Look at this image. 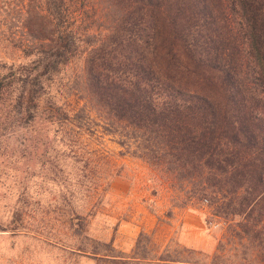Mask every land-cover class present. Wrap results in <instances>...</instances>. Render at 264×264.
Here are the masks:
<instances>
[{"label":"trees","instance_id":"trees-1","mask_svg":"<svg viewBox=\"0 0 264 264\" xmlns=\"http://www.w3.org/2000/svg\"><path fill=\"white\" fill-rule=\"evenodd\" d=\"M102 136L225 235L127 255L69 210L43 242L63 264H264V0H0V145L82 160Z\"/></svg>","mask_w":264,"mask_h":264},{"label":"rangeland","instance_id":"rangeland-1","mask_svg":"<svg viewBox=\"0 0 264 264\" xmlns=\"http://www.w3.org/2000/svg\"><path fill=\"white\" fill-rule=\"evenodd\" d=\"M87 141L81 160L57 145L47 151H23L12 139L3 140L0 264H63V253L43 242H53L65 232L59 220L69 210L90 214L89 234L127 255L151 226L160 244L172 239L184 246L203 234L207 249L196 250L207 257L214 254L226 226L207 224L208 207L186 206L176 203L171 193H156L149 166L121 155L111 137ZM94 184L98 188L93 189Z\"/></svg>","mask_w":264,"mask_h":264},{"label":"crops","instance_id":"crops-1","mask_svg":"<svg viewBox=\"0 0 264 264\" xmlns=\"http://www.w3.org/2000/svg\"><path fill=\"white\" fill-rule=\"evenodd\" d=\"M148 231H143V232H145V233H153L154 232V227H150V228H148L147 229ZM151 230V231H150ZM172 240V239H171ZM170 240V241H171ZM195 240V242L193 241V242H191V243H186V242H184V246H186V247H190V248H194L195 250L197 249V250H206L207 249V244L205 245V242L207 241L206 240V237H204L203 236V234H202V237H198V238H195L194 239ZM170 241H168L167 243H165V244H168ZM196 250V251H197Z\"/></svg>","mask_w":264,"mask_h":264}]
</instances>
